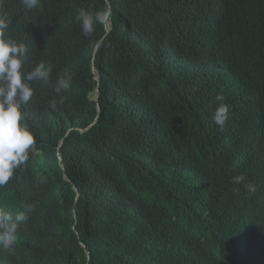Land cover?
<instances>
[{"label": "trees", "instance_id": "1", "mask_svg": "<svg viewBox=\"0 0 264 264\" xmlns=\"http://www.w3.org/2000/svg\"><path fill=\"white\" fill-rule=\"evenodd\" d=\"M107 3L108 32L98 25L88 37L76 16L105 0L0 8L7 38L28 49L23 71L43 62L49 79L34 81L70 78L22 106L35 143L0 187V209L35 211L0 245V264H231L233 207L251 178L264 186V0ZM196 52L210 61L203 89L180 77ZM211 100L214 113L228 106L223 130L207 119ZM263 221L250 227L255 244L243 238L248 264L260 262Z\"/></svg>", "mask_w": 264, "mask_h": 264}, {"label": "clouds", "instance_id": "2", "mask_svg": "<svg viewBox=\"0 0 264 264\" xmlns=\"http://www.w3.org/2000/svg\"><path fill=\"white\" fill-rule=\"evenodd\" d=\"M26 9H33L39 4V0H21ZM106 7L103 10L88 12L80 10L76 16L80 24L81 31L85 37L90 36L98 25H104L105 32L109 30V19L111 16V8L105 0ZM6 0H0V8H5ZM9 28V21L6 15H0V187L6 185L14 176V171L21 165L27 163L29 159V150L35 143L33 134L29 131L27 125L23 123L24 113L22 106L27 104L33 97V89L44 88L51 89L52 84L38 83L34 80L47 81L49 79V70L46 69L43 62L35 66L31 71H23V66L27 58V47L22 42H17L7 38L6 30ZM96 49H93L95 52ZM193 60V61H191ZM201 61V65L199 62ZM208 59H200V55L195 53L187 54L182 59L181 76L185 73L191 85L199 86L198 81L205 86L206 75L205 69L209 66ZM195 70H198V74ZM95 74V80L99 82L98 75L92 66ZM55 92L60 94L61 90L70 88V78L65 79L61 76L54 86ZM98 90L93 92L91 99L97 102ZM56 100L59 97L56 96ZM217 101H223V95L218 94ZM50 107L55 108L56 102L52 101ZM98 119L100 106L96 105ZM229 109L226 104L216 109L213 120L214 123L223 130L228 121ZM94 122L87 125L84 130L90 128ZM80 130V131H84ZM245 180L243 174L237 175L232 179L234 185H239ZM258 179L253 177L249 184L246 185V192L240 194V200L233 207V222L237 230L240 231V238L246 241L249 239V232H246L248 220L254 221L263 219L264 216V186H258ZM234 191H239L238 188ZM35 211L33 205H25L22 211L15 215L0 209V245L3 248H10L16 238V234L20 225L28 219V214ZM253 224V225H254ZM252 225V226H253ZM264 225V221L261 224ZM251 227V226H250ZM251 241V240H250ZM251 243H254L251 241ZM255 244V243H254ZM246 247H243V264H248L246 258ZM260 262L264 264V248L257 251ZM231 262V260H230ZM2 264H5L2 261ZM230 264V263H228Z\"/></svg>", "mask_w": 264, "mask_h": 264}, {"label": "bare ground", "instance_id": "3", "mask_svg": "<svg viewBox=\"0 0 264 264\" xmlns=\"http://www.w3.org/2000/svg\"><path fill=\"white\" fill-rule=\"evenodd\" d=\"M16 41H19V40H16ZM195 55L197 56V52L195 53ZM125 59V58H124ZM191 61H193V60H191ZM199 64L201 65V61L199 62ZM196 71V73L198 74L199 72H198V70H195ZM198 84H199V86L201 87V89H203L202 87H204L201 83H200V81H198ZM35 91H37V92H39L37 89H33V94L35 93ZM51 97V96H50ZM52 101H55L56 103H57V101L53 98V97H51L50 98V102L48 103V105L50 106V103L52 102ZM211 104H210V109H211V117H207V115H206V117H207V119L208 120H211L212 118H213V116H214V109L213 108H211L212 107V105H213V100H211ZM207 114V113H206ZM206 122V121H205ZM208 123H209V121L208 122H206V123H204V126H207L208 125ZM49 128H51V126H49ZM200 130H201V136H202V134H203V124L202 123H200ZM214 223H217V224H219V222H218V220L216 219V220H214ZM254 224V221H252V220H248V227L246 228V232H249L250 231V226H252ZM257 238H258V240H259V242H260V244H261V247L262 248H264V225L262 226V228L258 231V233H257ZM242 242H243V239L242 238H239V244H238V246L235 248L236 249V255H233V258H232V260H231V264H243V260H242V257H243V247H245V243H243L242 244Z\"/></svg>", "mask_w": 264, "mask_h": 264}]
</instances>
